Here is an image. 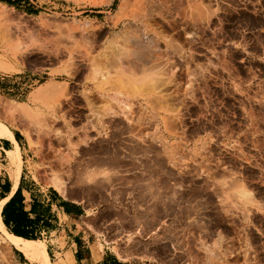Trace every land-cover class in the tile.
<instances>
[{
	"label": "rangeland",
	"instance_id": "rangeland-1",
	"mask_svg": "<svg viewBox=\"0 0 264 264\" xmlns=\"http://www.w3.org/2000/svg\"><path fill=\"white\" fill-rule=\"evenodd\" d=\"M119 58L126 73L111 75ZM0 72L13 73L0 137L18 130L36 179L84 202L99 246L133 264H264V0L0 5ZM109 77L155 110L96 105L92 83ZM8 155L17 180L16 144ZM241 184L263 208L237 197ZM9 239L50 264L43 242Z\"/></svg>",
	"mask_w": 264,
	"mask_h": 264
},
{
	"label": "crops",
	"instance_id": "crops-1",
	"mask_svg": "<svg viewBox=\"0 0 264 264\" xmlns=\"http://www.w3.org/2000/svg\"><path fill=\"white\" fill-rule=\"evenodd\" d=\"M25 1L0 0V5L16 8ZM118 65L122 66L126 73L128 64L119 58L115 59L108 68L111 75L114 74ZM49 72L50 68H44L37 73L30 72V81L33 83L35 80L31 78V75L42 77ZM12 74L0 72V83L13 82L8 79ZM115 79V77H109L106 82L98 81L97 87H94L95 82L92 83L91 92L96 105L107 104L106 110L111 111L112 115L115 111L129 114L130 110L138 113L141 108L149 112L155 110L151 107L157 105L152 95L144 97L140 94L123 92L118 94L117 91L108 88ZM12 133L14 141L8 137H0V221L2 226L0 227V247L9 248L8 255L11 263L40 264L27 258L10 241L9 236L43 242L50 264H133V259H120L108 244L99 246L97 222L93 216L88 217V208L80 198L63 197L51 185L36 179L32 169L34 165L32 148L18 130H12ZM155 137L159 138L156 132ZM15 144L21 158L17 180H14L15 165L8 155V151L15 150ZM223 184L226 182L224 181ZM17 189H19L18 193L13 197ZM236 194L244 204L263 208L262 203L255 198L250 188L241 184L237 187ZM218 245L204 252L206 255L215 256L214 249ZM0 264H3L1 259Z\"/></svg>",
	"mask_w": 264,
	"mask_h": 264
},
{
	"label": "bare ground",
	"instance_id": "bare-ground-1",
	"mask_svg": "<svg viewBox=\"0 0 264 264\" xmlns=\"http://www.w3.org/2000/svg\"><path fill=\"white\" fill-rule=\"evenodd\" d=\"M53 187L59 192V194H61L63 197L65 196V185L63 183L54 181ZM0 226H1V221H0ZM28 253H30V255H33L31 252ZM0 258L6 260V257L5 255L2 254V252H0Z\"/></svg>",
	"mask_w": 264,
	"mask_h": 264
},
{
	"label": "trees",
	"instance_id": "trees-1",
	"mask_svg": "<svg viewBox=\"0 0 264 264\" xmlns=\"http://www.w3.org/2000/svg\"><path fill=\"white\" fill-rule=\"evenodd\" d=\"M8 2H9V0H7ZM18 191H19V189H17L16 191H15V193L13 194V197L18 193ZM12 198H10V200H11ZM9 200V201H10Z\"/></svg>",
	"mask_w": 264,
	"mask_h": 264
}]
</instances>
